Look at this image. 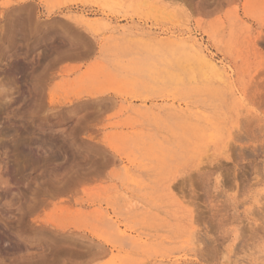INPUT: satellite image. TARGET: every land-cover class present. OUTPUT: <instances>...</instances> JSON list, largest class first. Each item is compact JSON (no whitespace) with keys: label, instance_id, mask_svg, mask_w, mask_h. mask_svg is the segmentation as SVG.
<instances>
[{"label":"rangeland","instance_id":"1","mask_svg":"<svg viewBox=\"0 0 264 264\" xmlns=\"http://www.w3.org/2000/svg\"><path fill=\"white\" fill-rule=\"evenodd\" d=\"M0 264H264V0H0Z\"/></svg>","mask_w":264,"mask_h":264}]
</instances>
